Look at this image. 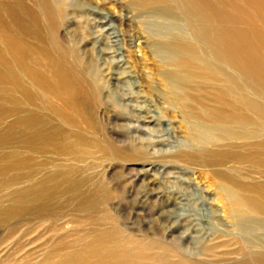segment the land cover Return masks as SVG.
I'll list each match as a JSON object with an SVG mask.
<instances>
[{
  "label": "rangeland",
  "instance_id": "obj_1",
  "mask_svg": "<svg viewBox=\"0 0 264 264\" xmlns=\"http://www.w3.org/2000/svg\"><path fill=\"white\" fill-rule=\"evenodd\" d=\"M33 1L2 0L11 21L0 6V38L23 47L0 46V264H264V132L192 152L142 43L154 19Z\"/></svg>",
  "mask_w": 264,
  "mask_h": 264
},
{
  "label": "bare ground",
  "instance_id": "obj_2",
  "mask_svg": "<svg viewBox=\"0 0 264 264\" xmlns=\"http://www.w3.org/2000/svg\"><path fill=\"white\" fill-rule=\"evenodd\" d=\"M126 2L136 17L140 15L155 20L145 24L143 31L141 29L142 43L149 45V55L159 58L155 60L157 73L164 83L167 104L177 109L188 125L187 148L192 152L206 153L224 149L232 144V140L242 143L257 140L264 132V0ZM49 3L47 0L33 1L35 7L44 13L48 9L60 12L62 7L70 6L66 0H49ZM0 6L9 19L10 13L5 11L2 0ZM0 46L10 58L23 50L13 39L0 38ZM19 68L25 72L22 66ZM94 69L88 75L98 83L100 79ZM53 72V84L62 93L75 94L76 88L68 75L58 66ZM38 78L34 80L37 82ZM199 91L210 92L211 99L201 101ZM250 116L261 123L252 118L248 123Z\"/></svg>",
  "mask_w": 264,
  "mask_h": 264
}]
</instances>
